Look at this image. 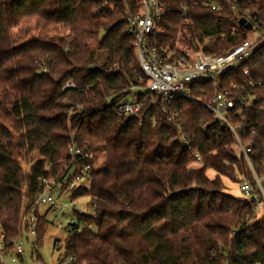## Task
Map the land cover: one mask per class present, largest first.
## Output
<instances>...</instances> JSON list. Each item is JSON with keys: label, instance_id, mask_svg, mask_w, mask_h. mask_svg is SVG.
<instances>
[{"label": "trees", "instance_id": "trees-1", "mask_svg": "<svg viewBox=\"0 0 264 264\" xmlns=\"http://www.w3.org/2000/svg\"><path fill=\"white\" fill-rule=\"evenodd\" d=\"M160 1L165 13L151 42L173 57L195 48L225 55L250 38L248 24L264 25V0ZM142 7L141 0L113 7L103 0H0L6 253L23 234L42 180L69 182L72 166L91 163L72 148H104L105 166L71 190V199L91 197L94 214L76 213L63 245L55 244L68 264H264V207L257 212L254 198L242 191L244 198L236 197L224 183L241 190L245 181L255 188L257 177L264 181V44L218 80L188 84L192 99L153 102L128 21ZM29 17L64 24L71 34L16 44L11 30ZM68 82L74 85L64 89ZM218 90L231 92L230 126L202 104ZM133 92L142 109L125 117L118 106ZM36 216L39 242L48 221Z\"/></svg>", "mask_w": 264, "mask_h": 264}, {"label": "built area", "instance_id": "built-area-1", "mask_svg": "<svg viewBox=\"0 0 264 264\" xmlns=\"http://www.w3.org/2000/svg\"><path fill=\"white\" fill-rule=\"evenodd\" d=\"M142 3V13L140 15L129 16L128 21L130 32L135 35V47L141 70L147 78L148 86H146V89L152 92L150 97H153V95L161 96L165 102L178 97L192 99L188 84L194 81L218 80L225 72L237 69L241 64L249 60L260 45L264 44V25L254 24L251 16L246 15L248 19H245L246 22L250 21L253 23L251 28L255 38L245 40L243 43L233 48L229 53L216 56L202 51H195L198 52V54L192 60L185 55L173 57L171 55L173 52L159 48L151 42V38L157 33V22L165 13L163 3L160 0H143ZM212 8L215 9V7ZM247 72L248 71H246V73ZM71 86H73V83L67 87ZM250 86L253 87L254 82H251ZM135 89H137V87H133V91H135ZM233 89L242 90L243 87L234 85ZM131 96H133L132 100L125 99L118 106L119 113L125 117L135 115L141 110L143 105V102L139 100L134 92ZM245 100H247L246 97H244V103ZM202 104L212 110L226 124H229L228 120L225 118V112L227 109L233 108L234 106V101L231 99V92L229 90H218L210 101L203 102ZM180 128L181 125L179 124L178 130L181 131ZM249 150L250 148L246 149L242 147V151L245 155H247ZM71 154L82 158L84 156V159L89 158L91 155V153L86 151L84 152L73 148L71 149ZM196 159L200 160L198 153H196ZM83 164L85 166L77 168L74 175H72L70 171L69 176L71 180L69 182H61L59 179H43L41 183L42 191L35 199L37 206L49 205L55 215H58L64 209H68L62 206L58 209L59 198L56 196V193L59 191L61 192V189L65 187L61 194L67 192L70 194L73 188L85 181L89 175L88 171L91 165L85 162H83ZM256 180V188L245 181L241 185V191L245 196L256 200V211L259 212L264 207V187L262 181L258 177ZM34 207L35 205L26 212L23 234L15 242L14 252L11 255H7L6 253V245L4 243L5 232L0 223V264H8L7 260L10 257L12 261H16L17 257H20L24 252L22 241L24 235H36L38 219L33 211ZM76 213L84 215V212L77 210V207ZM59 246L60 243L58 244V247Z\"/></svg>", "mask_w": 264, "mask_h": 264}, {"label": "rangeland", "instance_id": "rangeland-1", "mask_svg": "<svg viewBox=\"0 0 264 264\" xmlns=\"http://www.w3.org/2000/svg\"><path fill=\"white\" fill-rule=\"evenodd\" d=\"M142 1L143 0H141V2ZM103 4L106 7H113L115 4V0H103ZM11 31L16 44H21L30 41L31 39L34 38H41L47 40V38L56 37V36L68 37L71 34L70 29L66 25L64 24L46 25L38 17H29L21 20L19 24L14 26V28H12ZM253 35L254 34L252 32L249 39L255 38ZM197 54L198 52H195V50H190L187 53H185V55L190 60H192ZM72 83L73 82L66 83L64 85V89L67 88V86L71 85ZM154 96L156 95H153V97L150 98V100L153 102L155 101ZM132 99L133 96L128 97V100H132ZM227 125L230 126V124ZM105 156H106V151L104 148L96 149V151L94 150L91 153L89 157L91 163H87L90 164L91 166H90V170L88 171L89 175L85 179V181L89 178V176H91V173L93 172L94 169L96 170L97 168H103L105 166ZM83 160H84V156H83ZM195 160L196 161L194 166H199L200 164H198V160L196 159V154H195ZM83 162L75 164L76 167L75 165L72 166L70 170L72 175L76 173L77 168L85 166ZM207 175L209 177H213L214 172L212 170H208ZM224 183L226 185V191L228 193L239 198H244V194L241 192L238 184H233L231 182H228V180L226 179L224 180ZM262 185L264 187V181ZM70 194L69 192L61 194L60 191L56 193V196L59 198V203L57 206L58 209L60 208V206L64 208H68L61 211L58 215H55L53 213L52 208H50L49 205L37 206V204L35 203L36 201L34 200L33 204L30 205L28 209H31V207L35 205L33 211L37 215H44V214L46 215L48 221L47 226L42 229L41 232H43V235L40 238L39 242L37 241V235L35 236V235L25 234L22 240L23 248H24V252L22 256L17 257L16 261H12L10 257L7 260L8 264H68L69 260L68 259L63 260V256H61L62 248L58 249L55 244L57 243V241H59V243L63 245L67 235L66 228L68 227V224L76 218V207L77 210L83 211L85 215L91 216L94 214L90 203L91 197L82 196L76 199H71ZM38 226L39 223H37V227ZM86 227L96 230V226H94V224H86Z\"/></svg>", "mask_w": 264, "mask_h": 264}, {"label": "water", "instance_id": "water-1", "mask_svg": "<svg viewBox=\"0 0 264 264\" xmlns=\"http://www.w3.org/2000/svg\"><path fill=\"white\" fill-rule=\"evenodd\" d=\"M242 22L246 23L244 19L242 20ZM248 26H249V28H251V24H248ZM195 49H197V48H195Z\"/></svg>", "mask_w": 264, "mask_h": 264}, {"label": "bare ground", "instance_id": "bare-ground-1", "mask_svg": "<svg viewBox=\"0 0 264 264\" xmlns=\"http://www.w3.org/2000/svg\"><path fill=\"white\" fill-rule=\"evenodd\" d=\"M196 51H199L198 49H195Z\"/></svg>", "mask_w": 264, "mask_h": 264}]
</instances>
